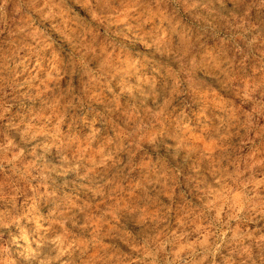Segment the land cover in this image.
<instances>
[{
    "label": "clouds",
    "instance_id": "1",
    "mask_svg": "<svg viewBox=\"0 0 264 264\" xmlns=\"http://www.w3.org/2000/svg\"><path fill=\"white\" fill-rule=\"evenodd\" d=\"M0 264H264V0H0Z\"/></svg>",
    "mask_w": 264,
    "mask_h": 264
}]
</instances>
